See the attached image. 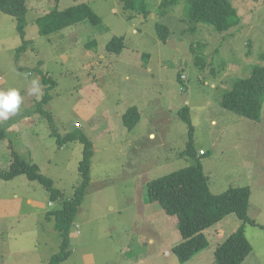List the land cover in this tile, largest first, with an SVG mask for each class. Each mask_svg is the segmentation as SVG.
Instances as JSON below:
<instances>
[{
    "label": "rangeland",
    "instance_id": "374dc122",
    "mask_svg": "<svg viewBox=\"0 0 264 264\" xmlns=\"http://www.w3.org/2000/svg\"><path fill=\"white\" fill-rule=\"evenodd\" d=\"M229 1L239 21L223 32L191 23L187 0H146V14L125 9L122 0H25L23 37L14 17L0 11V89L15 87L24 98L17 115L0 121V169L8 168L14 151L71 198L81 182L82 145L57 139L79 130L92 143L90 181L69 230L71 255L61 264H216V245L242 224L235 214L208 228L209 246L179 263L171 252L181 240L176 218L147 198L150 180L192 164L181 153L189 141L210 191L249 186L248 216L264 225V99L258 121L220 106L234 79L264 66V0ZM79 3L100 17L97 25L83 20L39 33L37 18ZM158 24L168 28L165 41ZM114 37L123 39L120 53L106 49ZM42 74L55 85L40 109ZM33 80L42 96L28 94ZM129 107L140 114L132 129L122 120ZM183 108L191 132L179 114ZM15 193L21 197L13 199ZM48 201L45 187L25 175L0 179V230H12L0 235L7 264H42L58 250L60 234L41 232L61 206L59 199ZM243 226L251 251L241 264H264V228Z\"/></svg>",
    "mask_w": 264,
    "mask_h": 264
},
{
    "label": "trees",
    "instance_id": "16d2710c",
    "mask_svg": "<svg viewBox=\"0 0 264 264\" xmlns=\"http://www.w3.org/2000/svg\"><path fill=\"white\" fill-rule=\"evenodd\" d=\"M177 1L162 0L161 4L168 5L172 2L175 4ZM122 2L125 9L147 13L146 0H122ZM187 6V17L191 23L209 24L218 32L228 30L239 21L229 0H187ZM0 11L14 17L16 30L23 37L27 11L25 0H0ZM83 20L97 25L100 22V17L88 4L79 3L62 12H57V10L47 12L37 18L35 23L41 35H48ZM156 27L161 40L165 41L168 35L167 26L158 24ZM160 29L164 30L163 34ZM22 48L23 46H20L16 49L15 59ZM122 48L123 39L121 38H111L106 44V49L112 53H120ZM181 75L179 74L178 78ZM40 82L42 86L44 85V95L36 105L41 109L50 100L48 92L53 88L55 82L46 74L40 76ZM263 99L264 66L255 65L248 76L238 77L231 82L230 87L221 94L220 106L238 115L258 121ZM187 113V108L179 111L181 118L190 126L189 132H191L192 127ZM139 116L135 107H129L122 114L123 124L127 129H132L139 120ZM4 137V131L0 130V139ZM57 140H59L57 142L59 145L64 140L65 142L76 140L82 145V157L77 167L81 182L71 198L65 199L63 193L54 187L52 179L41 174L35 163L28 162L14 151L11 153L8 168L0 169V179L11 180L16 176L25 175L28 180L42 184L48 191L51 201L57 199L61 201V206L50 213L54 229L61 236V242L58 250L50 256L48 264H61L70 256L69 230L90 181L91 157L93 155L92 143L82 131H71L63 139ZM200 150L199 155L205 153ZM181 153L191 157L192 164L154 178L146 186L148 200L158 203L166 214L176 218V227L181 240L171 248V252L179 263L186 262L209 246L206 230L228 214L233 213L242 224L216 245L213 256L216 264H241L251 251L243 225L248 223L264 228V225H258L253 218L248 216L249 186H229L225 191L214 194L210 191L203 166L190 141Z\"/></svg>",
    "mask_w": 264,
    "mask_h": 264
},
{
    "label": "clouds",
    "instance_id": "9594fccd",
    "mask_svg": "<svg viewBox=\"0 0 264 264\" xmlns=\"http://www.w3.org/2000/svg\"><path fill=\"white\" fill-rule=\"evenodd\" d=\"M31 87L28 94L42 96L41 85L38 80L30 82ZM23 96L19 89L9 87L0 89V121H7L10 117L17 115L23 103Z\"/></svg>",
    "mask_w": 264,
    "mask_h": 264
},
{
    "label": "crops",
    "instance_id": "0c3cea01",
    "mask_svg": "<svg viewBox=\"0 0 264 264\" xmlns=\"http://www.w3.org/2000/svg\"><path fill=\"white\" fill-rule=\"evenodd\" d=\"M215 120H212V122H214ZM20 124H22V123H20ZM22 125H20V127H19V131H23L24 130V127L22 126ZM15 128H16V125L15 126H12L11 125V122H10V131H13V130H15ZM150 136H151V134H149ZM17 177V176H16ZM14 179V178H13ZM12 179V180H13ZM30 181V180H29ZM13 196V199H18V198H20L21 196H19V194H13L12 195ZM24 197V196H23ZM25 198H26V202L28 203V204H31L32 203V198L31 197H28V196H25ZM52 201L50 200V201H48V205L49 206H51V203ZM42 214H47V216H46V219H48V215H49V213L47 212V210H45L44 212H42L41 213V215ZM49 220H50V222L51 221H53V218L49 215ZM7 231H10V235H11V232H12V230L11 229H8V228H4V229H1L0 230V235H4V233H6ZM41 232H43V233H56L57 231L54 229V222H52V224H51V226H50V228L47 230V231H45L43 228H41ZM22 233L24 234V233H26V230L25 229H23L22 230ZM149 242H152V241H150L149 240ZM55 251V250H54ZM8 252V251H7ZM53 253H55V252H51L50 254H46L45 255V257H44V262L42 263V264H48V260H49V258H50V256L53 254ZM71 255V254H70ZM70 257V256H69ZM66 261V260H65ZM135 262H137V260H135ZM62 263V262H61ZM0 264H7L6 262H5V260H4V253H1V256H0ZM10 264H15V262H10ZM129 264H133V262H130Z\"/></svg>",
    "mask_w": 264,
    "mask_h": 264
},
{
    "label": "built area",
    "instance_id": "2783aa9c",
    "mask_svg": "<svg viewBox=\"0 0 264 264\" xmlns=\"http://www.w3.org/2000/svg\"><path fill=\"white\" fill-rule=\"evenodd\" d=\"M180 78H181V79L185 78V75L182 74V75L180 76ZM180 89H183V86H181ZM200 152H202V150H200Z\"/></svg>",
    "mask_w": 264,
    "mask_h": 264
}]
</instances>
